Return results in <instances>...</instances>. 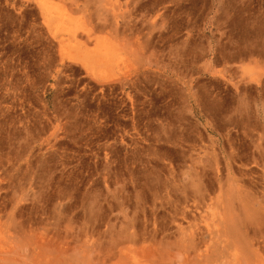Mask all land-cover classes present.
<instances>
[{"label":"rangeland","instance_id":"rangeland-1","mask_svg":"<svg viewBox=\"0 0 264 264\" xmlns=\"http://www.w3.org/2000/svg\"><path fill=\"white\" fill-rule=\"evenodd\" d=\"M0 264H264V0H0Z\"/></svg>","mask_w":264,"mask_h":264}]
</instances>
